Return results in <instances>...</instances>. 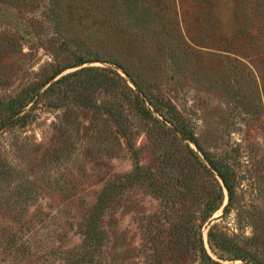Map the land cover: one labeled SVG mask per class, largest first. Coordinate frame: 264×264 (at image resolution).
Instances as JSON below:
<instances>
[{"label":"rangeland","instance_id":"rangeland-1","mask_svg":"<svg viewBox=\"0 0 264 264\" xmlns=\"http://www.w3.org/2000/svg\"><path fill=\"white\" fill-rule=\"evenodd\" d=\"M126 1L0 0V128L14 120L0 130V264H199L185 240L218 188L189 148L206 165L204 152L227 164L234 178L229 211L224 189L202 230L209 254L207 232L217 225L242 247L259 239L264 258V0H250L261 17L246 29L236 0H223L222 21L207 0H140L145 23ZM76 51L102 61L65 70L11 117V100L75 63ZM106 61L168 102L199 147L141 120L122 83L113 91L96 82L86 100L42 97L83 67L116 68ZM104 104L116 113L125 106L131 144L116 113L109 124L89 108Z\"/></svg>","mask_w":264,"mask_h":264},{"label":"trees","instance_id":"trees-1","mask_svg":"<svg viewBox=\"0 0 264 264\" xmlns=\"http://www.w3.org/2000/svg\"><path fill=\"white\" fill-rule=\"evenodd\" d=\"M139 1L140 0H127L126 6L128 5L129 7H132L137 3L136 8L133 10H139L142 13L136 14L134 18L143 16L140 20L141 22L145 23L146 9L144 10V4H140ZM236 3L238 5L239 18L237 20L239 21V27H244L246 29V26L250 25V23H252L256 16H258L259 18L261 17L259 14L257 15L256 9L253 6V1L251 2L250 0H236ZM206 7L208 13L210 11H214L215 14L213 17L220 19V21L224 19L226 7L223 0H207ZM95 61L99 62L102 60L90 57L86 58L80 52L76 51V55H74L75 63L70 64V66L59 69L58 71L53 73L40 86H36L35 88L31 89V91L24 98H21L19 100L20 102L11 100L12 103L9 108L11 117L22 113L24 109L28 107L40 94L41 90L65 70ZM106 62L114 66L116 65V68L112 66L83 67L71 74L62 76L60 79L50 84L49 87L44 91L42 97L53 98L56 97L57 94L58 97H60L61 94L63 95V97H68L71 93H75L86 100L89 95V91L87 92V90L89 88L92 89L96 82L100 87H105L107 89H110L112 87L113 91L116 84L122 83L124 86L123 90L121 89V93L123 94L124 102H126L127 105L132 106V108L136 110L137 116H139L141 120L148 123L158 124L175 137H177V135H181V137L183 136V140L190 142L192 141L197 147H199L197 141H195V139L193 138L194 135L186 125V122L182 118L177 116L176 112H174L172 109L170 110L168 102H163V100L155 97L146 88H144L141 83L138 82L135 78L132 69H129V67L127 66H123L119 62ZM117 67L126 74L128 79L123 77L118 72ZM72 78H78L76 79L77 84L75 88H65L66 84ZM129 82L135 85L136 89L130 87ZM88 100L90 104L93 103L89 98ZM122 105L123 104H119V106ZM89 108L94 109L95 111L97 110L96 114L109 115L110 120L107 121V123L109 124L110 122L117 120V114V121H119V123L121 124H124L121 130V135L128 143H132L134 131L131 127L128 126V124H130L131 126L132 124L129 123L130 121L128 115H126L127 110L125 109V106H123L121 112L117 113L113 112L112 109L106 110L107 106L105 104L102 107L100 106L99 108H96V106H89ZM103 110H106L107 112H104ZM159 117H162L163 120H161ZM25 119L26 116L24 115L20 118L19 121H23ZM165 123H170L173 127H166L167 125ZM189 152L196 157V159L206 170L209 176L213 178V180L217 184L218 189L217 192H215V197L211 200V202L208 201L205 205L206 209L201 215L200 225L198 226L197 232L195 231L197 235L193 233L196 237L192 239V233L188 232V236L185 240L187 252L191 253L193 256H195V258L197 257L199 264H224L223 262L227 261H242L245 264H264V258L260 256L261 254L259 251V246L257 244L259 239H251L249 241L251 242V244L249 242H246V245L242 247L237 239L229 237L227 234L219 231L217 225L209 227V230L207 232V242L210 250L215 257L209 254L205 246V239L202 230L207 226L212 216L222 208L224 203V189L228 193V205L224 209V213H227L229 211V208L235 198V186L233 183L234 178L232 173H230V167L222 161L212 160L209 155L204 152V160L206 161L208 165L207 166L199 160V157L192 149L189 148ZM190 231L192 232V229ZM254 248L256 249L255 251Z\"/></svg>","mask_w":264,"mask_h":264},{"label":"water","instance_id":"water-1","mask_svg":"<svg viewBox=\"0 0 264 264\" xmlns=\"http://www.w3.org/2000/svg\"><path fill=\"white\" fill-rule=\"evenodd\" d=\"M13 121H14V120H13ZM13 121H10V122H8L7 124H5L4 126H2V127L0 128V130H2L3 128H5L6 126H8L9 124H11ZM214 221H216V218H213V219L211 220L210 224L212 225Z\"/></svg>","mask_w":264,"mask_h":264}]
</instances>
